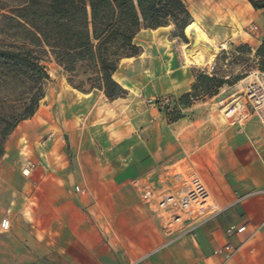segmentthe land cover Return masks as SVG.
<instances>
[{"label": "crops", "instance_id": "obj_1", "mask_svg": "<svg viewBox=\"0 0 264 264\" xmlns=\"http://www.w3.org/2000/svg\"><path fill=\"white\" fill-rule=\"evenodd\" d=\"M124 59L112 80L129 92L119 67L133 58ZM168 85L166 92L176 91L172 78ZM68 87L44 97L6 137L0 221L7 218L9 229L0 231V264H264V130L256 119L216 121L224 128L218 142L214 126L198 118L149 117L135 133L140 122L120 119L118 103L102 91L78 96ZM191 174L216 209L167 237L132 183L171 191ZM230 226L245 231L226 239ZM226 243L238 248L228 261L214 255Z\"/></svg>", "mask_w": 264, "mask_h": 264}, {"label": "trees", "instance_id": "obj_2", "mask_svg": "<svg viewBox=\"0 0 264 264\" xmlns=\"http://www.w3.org/2000/svg\"><path fill=\"white\" fill-rule=\"evenodd\" d=\"M246 1L253 9L264 10V0ZM3 18L8 28L2 30L7 44L0 45V71L4 83L16 82L23 96L14 122L0 132L4 139L34 115L44 97L43 83L48 80L41 64L44 59L61 68L75 90L84 92L87 85L114 100L124 91L112 75L122 59L138 55L134 38L140 29L156 30L172 23L181 37L190 15L181 0H21ZM256 56L264 72V41ZM79 76L83 79L75 81ZM224 83L200 75L192 86L194 95H183L179 103L188 106V99L198 92L211 97ZM173 112L171 122L181 119L176 108Z\"/></svg>", "mask_w": 264, "mask_h": 264}, {"label": "rangeland", "instance_id": "obj_3", "mask_svg": "<svg viewBox=\"0 0 264 264\" xmlns=\"http://www.w3.org/2000/svg\"><path fill=\"white\" fill-rule=\"evenodd\" d=\"M181 1L190 15V20L199 16V23L218 47L211 63L206 65L207 67L188 66L184 63L181 47L189 41L184 31L181 37L177 36L172 23L155 33L141 28L135 38V45L139 48L138 55L130 57L133 58L132 61L123 62L119 67L120 77L130 86L129 92L120 87L124 93L112 102L118 103L120 119L129 118L135 119L136 123L140 122L138 126L133 127L135 133H139L142 121L149 117L164 118L171 122L175 117L173 111L176 108L181 118H198L203 123L213 125L212 138L214 142H218L224 128L217 126V107L228 104L231 95L240 94L247 83L246 78L253 72L260 71V59L257 58L256 51L264 41V10L253 9L246 0H239V3L233 6L224 3L229 0ZM20 3L21 0H0V45L6 43L2 30L8 28L3 16H9L11 9ZM236 10H240L243 16L239 18L234 13ZM141 55L142 58H139ZM44 60L41 64L46 67L48 74V80L43 83L44 97H56L65 91V87L70 86L67 82L68 75L53 61ZM200 75L215 77L225 83L217 89L215 95L208 97L198 92L195 93L197 97L188 99V106H182L179 100L183 95H194L192 86ZM190 76L191 81L188 80ZM169 78L173 79L176 91L166 92ZM82 79L83 77L79 76L74 80ZM83 89L89 90L87 85H84ZM93 95L98 94L94 91ZM22 99L17 83H4L0 71V132L14 122L21 111ZM231 131L235 132V128L232 127L225 133ZM6 137L3 139L0 135V157L4 153ZM179 172L181 173V170L177 169L176 173ZM212 207L216 209L213 204Z\"/></svg>", "mask_w": 264, "mask_h": 264}, {"label": "built area", "instance_id": "obj_4", "mask_svg": "<svg viewBox=\"0 0 264 264\" xmlns=\"http://www.w3.org/2000/svg\"><path fill=\"white\" fill-rule=\"evenodd\" d=\"M246 79L243 91L230 101L240 98L241 109L230 106L227 113L231 111L233 113L226 118V122L241 123L253 118L264 130V72H253ZM132 187L139 199L159 214L163 220L162 231L167 237L172 236L175 229L185 221H191L198 215L208 214L214 210L207 188L195 174L176 179L171 191H157L151 184L139 180L134 181ZM8 229L9 221L4 218L0 221V231L6 232ZM244 231V226H230L225 232V237L230 239ZM237 251L238 248L226 243L216 249L214 255L222 256L224 261H228Z\"/></svg>", "mask_w": 264, "mask_h": 264}, {"label": "bare ground", "instance_id": "obj_5", "mask_svg": "<svg viewBox=\"0 0 264 264\" xmlns=\"http://www.w3.org/2000/svg\"><path fill=\"white\" fill-rule=\"evenodd\" d=\"M160 30H148L151 33H155ZM184 34L188 38L189 43L184 44L181 47L183 61L186 65H195V66H206L211 63L213 60L218 47L213 43V41L208 37L201 25L194 19L190 20L189 23L184 28ZM224 48V45L221 46ZM130 60V59H124ZM207 67V66H206ZM114 77V76H113ZM242 82V81H241ZM239 82V83H241ZM81 96L82 94L78 93L76 90L68 87ZM230 106H234L236 109H241V99H234L229 104L224 106H218L216 109L218 111L216 121L222 126L227 123L226 118L232 115V111L227 113Z\"/></svg>", "mask_w": 264, "mask_h": 264}]
</instances>
